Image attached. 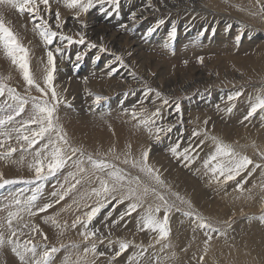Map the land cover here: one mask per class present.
<instances>
[{"label": "rangeland", "instance_id": "rangeland-1", "mask_svg": "<svg viewBox=\"0 0 264 264\" xmlns=\"http://www.w3.org/2000/svg\"><path fill=\"white\" fill-rule=\"evenodd\" d=\"M39 7L57 33L52 45L34 30L39 23L34 16L0 4V19L29 50L30 71L41 87H46L47 51H53L59 101L56 131L32 148L18 140L39 128L28 123L35 116L34 102H56L50 91L44 96L27 85L0 50V78L14 89L0 95V132L8 134L7 139L0 135V153L16 150L0 158V232L5 238L0 264H264V108L249 115L264 99V0H119L118 7L112 0H91L87 12L49 0V11ZM61 35L73 43L61 42ZM13 95L27 101L22 112L21 100ZM158 128L165 131L157 133ZM49 140L71 159L54 175L37 180L30 165L44 145L51 151ZM217 144L252 163L232 180L214 178L204 161ZM185 149L191 161L184 159ZM144 151L152 175L132 166ZM89 156L139 177V184L97 197L92 191L99 188L97 177L108 178L93 169ZM128 187L135 189L131 199ZM157 193L172 205L164 238L158 229L145 227L149 215L163 221L165 206ZM34 194L35 214L30 215L28 201ZM131 203L138 207L128 215ZM46 204L51 207L40 212ZM100 205L89 222L86 213ZM8 211L19 213L11 230ZM8 239L22 246L23 261ZM121 243L128 245L123 252ZM23 246H34L35 253L24 252Z\"/></svg>", "mask_w": 264, "mask_h": 264}, {"label": "snow or ice", "instance_id": "snow-or-ice-1", "mask_svg": "<svg viewBox=\"0 0 264 264\" xmlns=\"http://www.w3.org/2000/svg\"><path fill=\"white\" fill-rule=\"evenodd\" d=\"M116 6H119V0H112ZM65 6L68 8H80L82 11L87 12L89 7H91V0L87 4L83 3V0H64ZM0 4H10L12 7L16 8L20 13H29V15L34 16L37 20H39V23H34V30L39 32V35L43 39L44 43L47 45H52L54 43V40L57 37V33L53 31L49 25L48 21L44 18V16L41 14V9L39 5L44 6V11H49V0H0ZM261 12H264V7H261ZM55 19H56V27L59 28L61 26L60 24V13H55ZM162 22V21H161ZM175 34L174 31L172 33ZM61 42L67 41L69 44L73 43L72 38L69 36H60ZM83 37H81L79 43H83ZM94 47V45H92ZM0 50L3 51V54L10 59L13 65L18 67L20 70L23 80L26 82L27 85L30 87H35L37 91H39L42 95L47 96L48 92H51V99L55 101L56 103L49 105L48 100H44L43 102H34L33 108L35 109V116L28 122V123H35L39 125V128L37 131H33L31 135H18V140H23L26 142L28 148H32L38 140L43 139L46 134L56 131V127L53 123V117L54 113L56 111V106L59 103L57 99V93L55 91V88L53 87V80L54 76L53 73L55 71V56L52 50L47 51V67L45 68L46 74L43 77V82L46 85V87H41L40 84L36 83L32 72L30 71V65H29V50L25 48L22 43L19 41L17 36L13 33V31L6 27L3 20L0 19ZM56 53L61 52L60 47L55 48ZM77 60H80L81 57L77 55ZM119 59V58H117ZM3 78H0V95L4 94L5 88H7V91L11 94L14 93V89L7 87L6 84L2 82ZM159 95V93H157ZM13 99L21 100V98L18 95H13ZM102 99L101 97H96L97 102ZM231 99V97H230ZM26 100H21L19 111L24 110V104H26ZM167 103V101H165ZM257 108H264V99H260L259 102L252 106L251 111L249 112V115L254 113ZM177 111H179V106H177ZM19 114V112L17 113ZM135 115V113H133ZM11 120L12 117H9ZM4 121H0V125H2ZM171 129H167V131H170ZM19 131V130H17ZM160 131H165V129H157V133ZM0 135L5 136V138H8V134L4 132H0ZM198 135V133L194 132L193 136ZM157 139H159V135H157ZM59 141L63 143H67V141L64 139L63 135L59 136ZM3 142L0 141V144ZM49 144H52L51 151H47L48 144L44 145V147L36 151L35 153V159L34 162L30 165V167L34 168L36 173V179L37 180H43L46 179L47 176L54 175L58 170L62 169L67 159H71V157H65L64 151L61 147L56 146L53 144L51 140H49ZM15 149H11L8 153H0V158H5L6 156H10L12 152H15ZM77 149H72L73 154ZM172 153L174 155L177 154L176 148L171 149ZM188 149H185V160L191 161V157L187 155ZM45 152L46 155L41 158V153ZM148 151H144L142 153V158L140 161H133L132 166L133 167H140L141 172H145L149 175H152L155 170L148 165ZM50 157V159H49ZM227 158V160L223 159ZM89 162L91 163L93 169L99 171L100 173L106 174L108 179L101 177H97L99 180V188H93V193L100 197L102 194H106L109 192H116L118 188H122L125 185H132V184H139V177H132L129 174L125 173L124 170L116 168L115 165H112L104 160H94L91 156L88 157ZM47 161V163H45ZM215 161V163H213ZM82 163V162H78ZM124 163H128V160L125 159ZM252 161L246 157L241 156L238 157L237 154L227 145L224 144H217L215 152L211 154L207 160L204 161L205 168H208L209 171L213 174V177L215 178L217 174L219 176L225 177L226 180H232L235 178L236 175H239L240 171L247 168L249 164H251ZM210 166V167H209ZM256 167H259L257 165ZM45 168L47 169V172L45 173ZM79 171L83 172L84 169L80 168ZM155 179L162 183L160 181V177L158 175L155 176ZM80 181H76V183H79ZM111 182V186L110 183ZM4 183H10V181H4ZM28 183H31V181H28ZM2 186V185H0ZM75 187V185H73ZM145 192L148 191V188L145 187ZM153 192H156L155 189H152ZM135 189L132 187H128V198L131 199L133 196H135ZM55 195V193H54ZM158 198L163 201L165 206V215L163 218V221L157 220L154 216L149 215L145 219V227L152 228L153 230H159L161 238H164L168 235V216L167 212L170 210L172 205H169L168 201L164 198L163 195H160L157 193ZM37 199L36 195L34 194L29 198L28 201V207L27 211L30 215H34L35 213L31 212V204L33 201ZM60 200L64 199V195H61L59 197ZM115 199V197H113ZM122 202V201H121ZM17 204L20 203V201H16ZM50 204H46L43 207L39 209L40 212L47 211L48 208H50ZM101 207L103 205L93 207L89 212L86 213L88 221L90 222L100 211ZM138 205L136 203H131L128 206V215L131 214V212L136 211ZM156 212L160 211V206L158 205L155 209ZM18 212H9L8 218H7V226L9 230L12 229V220L18 216ZM186 215H192L191 212L185 213ZM123 218V217H121ZM48 220H52L53 223H55L54 218L48 217ZM79 219V218H78ZM200 227H205L203 223L199 225ZM0 227H3V225H0ZM95 233H89V235H94ZM12 235H15V232L12 231ZM7 243L14 244V247L12 248V251L16 253L17 256L21 259V261L24 260V253L21 251H18L22 246L11 239H8ZM5 244V238L2 232H0V247H2ZM24 247V252L31 251L33 254L35 253V247L27 248ZM128 245L126 243L120 244V252H123L126 250ZM52 252H56V248L51 249ZM87 251V249L85 250ZM92 251L95 252V246H93ZM120 252H117V255H120ZM102 254V253H101ZM45 261H47V258L49 256V253L46 251L45 254Z\"/></svg>", "mask_w": 264, "mask_h": 264}, {"label": "bare ground", "instance_id": "bare-ground-1", "mask_svg": "<svg viewBox=\"0 0 264 264\" xmlns=\"http://www.w3.org/2000/svg\"><path fill=\"white\" fill-rule=\"evenodd\" d=\"M137 3V2H136ZM165 4V3H164ZM142 11H144V10H142ZM141 11V12H142ZM44 13V12H43ZM211 14V13H210ZM219 14V13H218ZM212 15V14H211ZM135 17V16H134ZM162 23V22H161ZM89 24V23H88ZM63 25V24H62ZM233 25V24H232ZM60 28V27H59ZM68 32V31H67ZM121 40V39H120ZM87 42V41H86ZM120 42V41H119ZM241 43V42H240ZM106 44V43H105ZM191 45V44H190ZM121 46V45H120ZM178 46V45H177ZM187 47V46H186ZM143 48V47H142ZM194 49V48H193ZM158 52V51H157ZM158 56V55H157ZM101 66V65H100ZM84 67V66H83ZM155 68V67H154ZM103 69V68H102ZM104 70V69H103ZM128 70V69H127ZM153 74V73H152ZM196 75V74H195ZM101 76V75H100ZM146 76V75H145ZM141 81V80H140ZM9 82V81H8ZM125 82V81H124ZM123 93V92H122ZM263 98V97H262ZM163 101V100H162ZM7 106V105H6ZM12 106V105H11ZM226 106V105H225ZM7 108V107H6ZM12 109V108H11ZM237 110V109H236ZM17 112V111H16ZM168 112V111H167ZM181 113V112H180ZM237 113V112H236ZM235 114V113H234ZM62 115V114H61ZM64 119H66V118H64ZM77 121V120H76ZM76 123V122H75ZM146 123V122H145ZM96 124V123H95ZM77 126V125H76ZM80 126V125H79ZM99 127V126H98ZM81 128V127H80ZM154 129V128H153ZM68 130V129H67ZM143 131V130H142ZM171 131V130H170ZM107 132H109V131H107ZM139 134V133H138ZM142 134V133H141ZM85 135V134H84ZM119 136H120V134H119ZM207 136V135H206ZM251 136V135H250ZM249 136V137H250ZM112 137V136H111ZM114 138H115V136H114ZM134 138V137H133ZM102 139V138H101ZM107 139V138H106ZM120 139V138H119ZM135 140V139H134ZM230 140V139H229ZM239 143V142H238ZM123 146V145H122ZM140 146V145H139ZM214 150V149H213ZM212 150V151H213ZM118 153V152H117ZM200 153H201V151H200ZM251 155V154H250ZM184 164V163H183ZM199 165V164H198ZM124 169V168H123ZM163 174V173H162ZM167 178V177H166ZM242 178V177H241ZM249 178V177H248ZM144 179V178H143ZM261 180V179H260ZM143 182V181H142ZM147 183V182H146ZM150 183V182H149ZM150 185V184H149ZM183 191V190H182ZM249 193H251V192H249ZM263 193V192H262ZM178 194V193H177ZM167 196V195H166ZM212 198V197H211ZM251 198V197H250ZM127 199V198H126ZM135 199V198H134ZM248 199V198H247ZM158 200H160V199H158ZM2 201V200H1ZM157 201V200H156ZM190 201V200H189ZM194 203V202H193ZM2 209V208H1ZM9 212V211H8ZM146 213V212H145ZM23 214V213H22ZM143 214V213H142ZM144 216V215H143ZM142 217V216H141ZM25 218V217H24ZM144 218V217H143ZM146 218V217H145ZM223 219V218H222ZM120 220V219H119ZM221 220V219H220ZM2 221V220H1ZM262 222V221H261ZM205 229V228H204ZM216 235V234H215ZM113 239V238H112ZM142 244V243H141ZM99 247V246H98ZM188 261V260H187Z\"/></svg>", "mask_w": 264, "mask_h": 264}]
</instances>
